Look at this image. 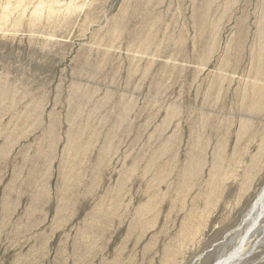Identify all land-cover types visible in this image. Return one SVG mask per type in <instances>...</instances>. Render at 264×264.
Wrapping results in <instances>:
<instances>
[{
  "label": "rangeland",
  "instance_id": "obj_1",
  "mask_svg": "<svg viewBox=\"0 0 264 264\" xmlns=\"http://www.w3.org/2000/svg\"><path fill=\"white\" fill-rule=\"evenodd\" d=\"M263 190L264 0H0V264H264Z\"/></svg>",
  "mask_w": 264,
  "mask_h": 264
},
{
  "label": "bare ground",
  "instance_id": "obj_2",
  "mask_svg": "<svg viewBox=\"0 0 264 264\" xmlns=\"http://www.w3.org/2000/svg\"><path fill=\"white\" fill-rule=\"evenodd\" d=\"M263 200H264V190H263V192H262V195H261V199H260V201H259V203L257 204L258 206H260V208L262 209V210H264L263 208H264V203H263ZM256 209V207L254 208V210ZM263 214V213H262ZM261 214V215H262ZM261 216H259L258 217V219L260 218ZM237 254H235V255H233V256H236ZM216 264H223V262L222 261H219V262H217Z\"/></svg>",
  "mask_w": 264,
  "mask_h": 264
}]
</instances>
